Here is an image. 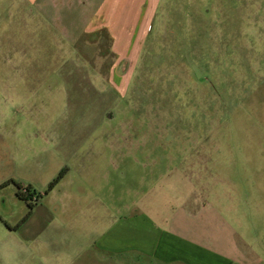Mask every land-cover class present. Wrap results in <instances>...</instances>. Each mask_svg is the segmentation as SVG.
Here are the masks:
<instances>
[{"label":"rangeland","instance_id":"1","mask_svg":"<svg viewBox=\"0 0 264 264\" xmlns=\"http://www.w3.org/2000/svg\"><path fill=\"white\" fill-rule=\"evenodd\" d=\"M143 1L0 0V264H264V0Z\"/></svg>","mask_w":264,"mask_h":264},{"label":"crops","instance_id":"2","mask_svg":"<svg viewBox=\"0 0 264 264\" xmlns=\"http://www.w3.org/2000/svg\"><path fill=\"white\" fill-rule=\"evenodd\" d=\"M37 1V0H34ZM56 0H54L55 2ZM70 4L72 0H67ZM85 5V17L86 20L83 22V25L86 24L84 28H81L79 31L82 30H93L94 25L99 24L95 22L96 19H106L110 22L114 23V19L119 12H122L123 7H128L130 4V0H81ZM146 3L143 1L141 5H145L146 9H150L152 7L154 0H145ZM56 3V2H55ZM123 3V5H122ZM125 3V4H124ZM152 11V10H151ZM148 12V11H146ZM94 23V24H93ZM96 23V24H95ZM93 25V26H92ZM83 27V26H81ZM119 63L122 64L124 62L132 63V60L127 55H122L119 59ZM48 193V192H46Z\"/></svg>","mask_w":264,"mask_h":264},{"label":"flooded vegetation","instance_id":"3","mask_svg":"<svg viewBox=\"0 0 264 264\" xmlns=\"http://www.w3.org/2000/svg\"><path fill=\"white\" fill-rule=\"evenodd\" d=\"M111 115V114H110ZM60 181V180H59ZM28 185H22L19 183V186H17V191L19 190L23 199L29 200V197L31 200L38 201L40 196L42 195L41 193H37L35 189L32 188L30 185V188L27 187ZM55 187V186H54ZM53 189V188H52ZM46 193V192H45ZM30 195V196H29ZM29 203L32 204L33 201H28Z\"/></svg>","mask_w":264,"mask_h":264},{"label":"trees","instance_id":"4","mask_svg":"<svg viewBox=\"0 0 264 264\" xmlns=\"http://www.w3.org/2000/svg\"><path fill=\"white\" fill-rule=\"evenodd\" d=\"M65 172H66V168H63V169H61L60 171H59V173L57 174V176L55 177V178H53L50 182H49V184H48V187H47V189H46V191L45 192H49L52 188H54V186L59 182V180L64 176V174H65ZM17 184V186H19V183H16ZM28 188H30V185H28L27 186ZM17 195L21 198L22 197V195H21V193H20V191L18 190L17 191ZM29 205H30V213H31V210H32V204L31 203H29ZM27 217V216H26ZM25 217V218H26ZM231 264H235V263H231Z\"/></svg>","mask_w":264,"mask_h":264}]
</instances>
